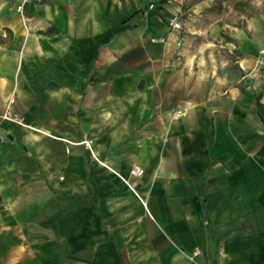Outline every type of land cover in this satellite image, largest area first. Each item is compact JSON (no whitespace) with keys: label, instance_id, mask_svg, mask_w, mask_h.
Instances as JSON below:
<instances>
[{"label":"crops","instance_id":"crops-1","mask_svg":"<svg viewBox=\"0 0 264 264\" xmlns=\"http://www.w3.org/2000/svg\"><path fill=\"white\" fill-rule=\"evenodd\" d=\"M215 4L0 0V264H264V13L230 78Z\"/></svg>","mask_w":264,"mask_h":264},{"label":"rangeland","instance_id":"rangeland-1","mask_svg":"<svg viewBox=\"0 0 264 264\" xmlns=\"http://www.w3.org/2000/svg\"><path fill=\"white\" fill-rule=\"evenodd\" d=\"M214 13L219 18V33L214 38L216 56L225 62L221 71L227 77L238 78L243 70L239 66L242 53L237 48L239 39L236 34L241 31L250 34L249 21L264 13V0H216Z\"/></svg>","mask_w":264,"mask_h":264},{"label":"built area","instance_id":"built-area-1","mask_svg":"<svg viewBox=\"0 0 264 264\" xmlns=\"http://www.w3.org/2000/svg\"><path fill=\"white\" fill-rule=\"evenodd\" d=\"M152 4H150L149 7H151ZM18 9H21V5H18ZM168 24L176 29H180L182 27V21L180 19V17L178 15H174L172 16L169 20H168ZM260 62H262V59L259 60ZM178 112H181L180 110H178ZM6 114H8L11 117H17L15 113H13L9 108L6 109ZM131 172L136 174V175H140L142 173V168H139L138 166H133V168L131 169Z\"/></svg>","mask_w":264,"mask_h":264}]
</instances>
